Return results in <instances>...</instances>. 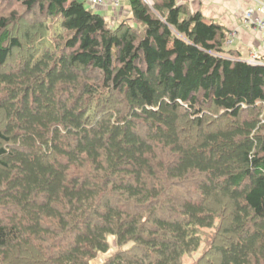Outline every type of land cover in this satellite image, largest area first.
<instances>
[{"label": "trees", "instance_id": "1", "mask_svg": "<svg viewBox=\"0 0 264 264\" xmlns=\"http://www.w3.org/2000/svg\"><path fill=\"white\" fill-rule=\"evenodd\" d=\"M0 264H264V60L187 1L0 0ZM29 19V22L26 19ZM31 17L32 20L29 18Z\"/></svg>", "mask_w": 264, "mask_h": 264}, {"label": "crops", "instance_id": "2", "mask_svg": "<svg viewBox=\"0 0 264 264\" xmlns=\"http://www.w3.org/2000/svg\"><path fill=\"white\" fill-rule=\"evenodd\" d=\"M187 1V0H180ZM196 10L202 11L203 15L212 21H216L226 27L230 32L229 49L240 51L248 61L252 55H257L264 60V38L255 29L243 24L245 10L251 5L250 0H188ZM264 2V0H261ZM121 6H109L106 8H91L93 10H106V17L112 22H119L126 12L128 19H132L129 0H121ZM119 7V8H118Z\"/></svg>", "mask_w": 264, "mask_h": 264}, {"label": "rangeland", "instance_id": "3", "mask_svg": "<svg viewBox=\"0 0 264 264\" xmlns=\"http://www.w3.org/2000/svg\"><path fill=\"white\" fill-rule=\"evenodd\" d=\"M147 1L151 3V0H147ZM81 2L85 3L88 8L91 7V5L89 4V1L88 0H81ZM120 6H121V3L119 4V7ZM13 10H18V8H9L6 5V3L0 1V18H1V16H8L9 15V11L11 12ZM18 11H19L20 14H24V10L19 9ZM94 12H96L98 14H101V15H103L105 17H108L109 16V14H108V12L106 10H104V11L103 10H97V11L94 10ZM123 15H124V17L121 18L119 20V22H112V21L109 20V23L114 26L115 24H117V25L120 24L121 21H125V20L126 21H130L131 20V19H128L129 18V15L126 12ZM29 18L32 20L31 17H29ZM26 21L29 22L28 17H27ZM2 123H3V120H0V127L2 126ZM214 235H215V231H212V230L211 231H206V233H205V240L207 239L209 243H203V245L201 247V250L198 253H195V254H193L191 256H188V257L186 256L185 259H184V264H195L198 261V259H200L204 255L205 251L209 249L210 243H211V241H209V240H211V238ZM110 241L112 243V250H111V252L108 255H106V256L101 254L97 259H95L92 262V264H104L105 259L109 255H111L113 253V251L116 250L115 249L116 247H115V244H114V239L111 238Z\"/></svg>", "mask_w": 264, "mask_h": 264}, {"label": "built area", "instance_id": "4", "mask_svg": "<svg viewBox=\"0 0 264 264\" xmlns=\"http://www.w3.org/2000/svg\"><path fill=\"white\" fill-rule=\"evenodd\" d=\"M89 4L95 8H106L109 6H118L121 0H88ZM251 5L245 10L243 24L246 27L260 32L264 38V2L261 0H250ZM230 41H228L229 45ZM251 63H258L257 55H252L249 60Z\"/></svg>", "mask_w": 264, "mask_h": 264}]
</instances>
